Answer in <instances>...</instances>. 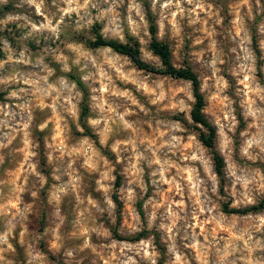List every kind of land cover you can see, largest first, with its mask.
Wrapping results in <instances>:
<instances>
[{
	"label": "rangeland",
	"instance_id": "rangeland-1",
	"mask_svg": "<svg viewBox=\"0 0 264 264\" xmlns=\"http://www.w3.org/2000/svg\"><path fill=\"white\" fill-rule=\"evenodd\" d=\"M145 6L199 79L223 190L191 83L93 45L162 70ZM0 92V264H264V208L223 211L264 200V0H0Z\"/></svg>",
	"mask_w": 264,
	"mask_h": 264
},
{
	"label": "trees",
	"instance_id": "trees-1",
	"mask_svg": "<svg viewBox=\"0 0 264 264\" xmlns=\"http://www.w3.org/2000/svg\"><path fill=\"white\" fill-rule=\"evenodd\" d=\"M145 11L149 25L148 30L150 34V44H149L150 50L155 56L159 58L160 63L163 67L162 70L157 71L154 68H152L150 65L144 63L141 60L140 50L136 42L133 44L120 43L114 40H106L102 36L98 35L93 45L94 47H108L117 53L127 56L134 63V65L141 70H145L147 72L161 73L163 75H167L175 79L187 80L191 83L194 103L190 111V119L196 127L199 141L205 148L209 149L211 152L214 171L219 180V187L220 190H223L224 182H225V174H224L225 162L222 156L215 149V140L217 137L216 128L210 123V121L206 118V116L203 113L205 102H204V97L200 91L199 79L197 75L189 67L175 68L172 65L171 50L166 43H163L158 40L157 26L150 12V9L147 6H145ZM252 41L256 56L259 57L260 52L256 47V42L254 37L252 38ZM257 64H260V62L258 61ZM76 84L80 88L83 94V102H85L87 95L86 89L84 88V86L80 81H76ZM3 97H4V93L0 92V100H3ZM87 115H88V105L84 104L81 108L80 118L84 120L87 117ZM82 127L88 136L90 137L94 136L85 124H82ZM120 185H121L120 177H117L114 184L115 193L112 196L113 201L117 207V222L119 221L120 211L122 208V203L120 202L117 195V191L120 188ZM263 208H264V200L260 201L255 206H250L246 208H229L228 205L226 204L223 205L224 212L230 214H239V215H245L251 212H258L261 211ZM148 233H149L148 231L143 230L141 232L136 233L133 236L122 238V240L128 242L140 241L146 235H148ZM153 236H154L155 245H157L158 249L160 250V253L164 254L165 250L164 247L160 245L158 236L156 234H153Z\"/></svg>",
	"mask_w": 264,
	"mask_h": 264
}]
</instances>
